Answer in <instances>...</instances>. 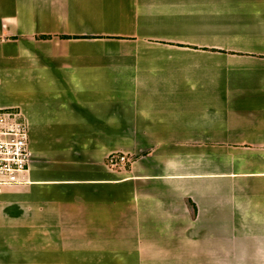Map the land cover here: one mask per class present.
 Returning <instances> with one entry per match:
<instances>
[{"label": "crops", "instance_id": "obj_1", "mask_svg": "<svg viewBox=\"0 0 264 264\" xmlns=\"http://www.w3.org/2000/svg\"><path fill=\"white\" fill-rule=\"evenodd\" d=\"M0 108V264H264V0H0Z\"/></svg>", "mask_w": 264, "mask_h": 264}, {"label": "built area", "instance_id": "obj_2", "mask_svg": "<svg viewBox=\"0 0 264 264\" xmlns=\"http://www.w3.org/2000/svg\"><path fill=\"white\" fill-rule=\"evenodd\" d=\"M28 125L23 113L16 108H0V192L28 183L30 165ZM125 155L109 158V165L127 164Z\"/></svg>", "mask_w": 264, "mask_h": 264}]
</instances>
